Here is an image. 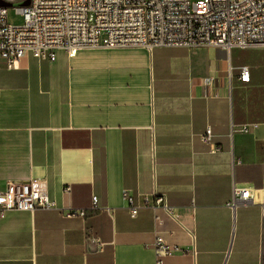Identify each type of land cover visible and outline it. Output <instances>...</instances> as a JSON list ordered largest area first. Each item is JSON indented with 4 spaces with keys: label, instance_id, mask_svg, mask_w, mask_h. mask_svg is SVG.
Returning a JSON list of instances; mask_svg holds the SVG:
<instances>
[{
    "label": "crops",
    "instance_id": "obj_1",
    "mask_svg": "<svg viewBox=\"0 0 264 264\" xmlns=\"http://www.w3.org/2000/svg\"><path fill=\"white\" fill-rule=\"evenodd\" d=\"M36 176L54 207L0 219V264H155L158 236L181 250L164 264H261L264 48L98 47L1 64L0 190ZM234 187L254 202L234 204Z\"/></svg>",
    "mask_w": 264,
    "mask_h": 264
},
{
    "label": "built area",
    "instance_id": "obj_2",
    "mask_svg": "<svg viewBox=\"0 0 264 264\" xmlns=\"http://www.w3.org/2000/svg\"><path fill=\"white\" fill-rule=\"evenodd\" d=\"M7 9L0 7V65L9 69L28 56L54 61L59 51L71 56L83 48H264V0H29L27 7H15L22 20L20 25L9 24ZM238 79L249 82L247 67L239 68ZM247 130L248 127L240 129ZM201 140L212 151L217 150L209 128ZM233 194L234 204L254 202L253 189L234 187ZM123 199L132 206V197L126 191ZM92 201L93 210H98L96 197ZM155 202L174 218V209L167 206L164 195L156 196ZM53 207L46 180L41 176L10 182L0 190V219L10 212ZM136 212L132 208L131 216ZM65 214L84 218L86 211L72 209ZM262 227L260 256L264 264V203ZM153 249L155 264H164L165 257L181 251L159 236Z\"/></svg>",
    "mask_w": 264,
    "mask_h": 264
},
{
    "label": "rangeland",
    "instance_id": "obj_3",
    "mask_svg": "<svg viewBox=\"0 0 264 264\" xmlns=\"http://www.w3.org/2000/svg\"><path fill=\"white\" fill-rule=\"evenodd\" d=\"M23 0H16L17 3ZM16 4V3H15ZM8 22L12 25H20L22 23L21 17L16 13V9L14 7H8Z\"/></svg>",
    "mask_w": 264,
    "mask_h": 264
},
{
    "label": "water",
    "instance_id": "obj_4",
    "mask_svg": "<svg viewBox=\"0 0 264 264\" xmlns=\"http://www.w3.org/2000/svg\"><path fill=\"white\" fill-rule=\"evenodd\" d=\"M29 5V0H23L19 3H16V4H7L5 3L4 1L0 0V7H5V8H8V7H27Z\"/></svg>",
    "mask_w": 264,
    "mask_h": 264
}]
</instances>
